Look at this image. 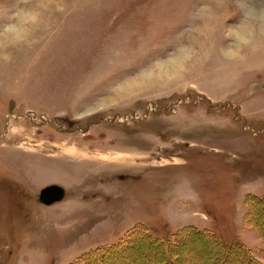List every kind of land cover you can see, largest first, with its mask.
<instances>
[{
  "label": "rangeland",
  "instance_id": "obj_1",
  "mask_svg": "<svg viewBox=\"0 0 264 264\" xmlns=\"http://www.w3.org/2000/svg\"><path fill=\"white\" fill-rule=\"evenodd\" d=\"M238 2L0 0V264H264V12L228 60Z\"/></svg>",
  "mask_w": 264,
  "mask_h": 264
},
{
  "label": "clouds",
  "instance_id": "obj_2",
  "mask_svg": "<svg viewBox=\"0 0 264 264\" xmlns=\"http://www.w3.org/2000/svg\"><path fill=\"white\" fill-rule=\"evenodd\" d=\"M236 7L242 19L234 27L229 26L232 28V31L230 35L226 36V39L229 40V44L224 51V56L228 60L239 58L243 47L247 45V39L239 33L238 29L246 20H249L253 13L259 14L264 12V0H239ZM5 59H8V57H5Z\"/></svg>",
  "mask_w": 264,
  "mask_h": 264
},
{
  "label": "trees",
  "instance_id": "obj_3",
  "mask_svg": "<svg viewBox=\"0 0 264 264\" xmlns=\"http://www.w3.org/2000/svg\"><path fill=\"white\" fill-rule=\"evenodd\" d=\"M258 203H261V205L262 204H264V200H262V202L261 201H259ZM252 212H254L253 210H252ZM252 212H250L249 213V215H248V220H247V218H246V222H247V224H249V225H252L253 226V224L254 223H252V222H255V227L257 228V230L259 231V233L263 236V238H264V228H263V226H262V229L261 228H259V225L258 224H256V222L257 221H254L253 220V218H252V216H253V214H252ZM251 214H252V216H251ZM141 233V232H140ZM205 233V234H204ZM204 233H199L200 235H203V236H205L207 233L206 232H204ZM146 234H144V233H141L140 234V236H138L139 238H140V240L142 241V240H145L144 241V243H147V242H149V241H147V239L145 238L146 236H145ZM195 235L196 236H200V235H198V233H195ZM137 237V238H138ZM217 242V241H216ZM139 243V241L138 240H136V244H138ZM150 246H152V247H155L156 249H159L160 248V246H162L160 243H157V245L156 246H154L155 245V243H148ZM217 246H218V248L219 249H221V250H223L225 253H226V255H230V254H227V253H230V251L229 250H231L234 254H237V253H244V256H245V259H243V258H240L239 260H237L238 262H240V264H256L253 260H251L248 256H247V252L244 250V252H242L243 251V249H242V247H234V246H232V247H230V249H229V247L228 248H225V246L224 245H222V244H220L219 242H217ZM187 249V248H186ZM159 251V250H158ZM160 252V251H159ZM222 255L221 256H224V254L222 253V252H220ZM165 255H167V253L165 252ZM234 259H236V258H234ZM87 263H91V262H87ZM179 264H184V262H178ZM237 263V262H236ZM96 264H98V263H96ZM149 264H170V263H167V262H165L164 260H162V262H156V263H149Z\"/></svg>",
  "mask_w": 264,
  "mask_h": 264
},
{
  "label": "water",
  "instance_id": "obj_4",
  "mask_svg": "<svg viewBox=\"0 0 264 264\" xmlns=\"http://www.w3.org/2000/svg\"><path fill=\"white\" fill-rule=\"evenodd\" d=\"M64 196L65 192L63 188L57 185H50L41 190L39 198L43 204L51 205L61 201Z\"/></svg>",
  "mask_w": 264,
  "mask_h": 264
},
{
  "label": "bare ground",
  "instance_id": "obj_5",
  "mask_svg": "<svg viewBox=\"0 0 264 264\" xmlns=\"http://www.w3.org/2000/svg\"><path fill=\"white\" fill-rule=\"evenodd\" d=\"M258 20L260 21L261 24H263L264 21L262 20V18L259 17ZM262 28H264V24H263V27H261L260 29L262 30ZM156 73H158L159 75H162V74H166L167 71L165 70V68H159Z\"/></svg>",
  "mask_w": 264,
  "mask_h": 264
}]
</instances>
